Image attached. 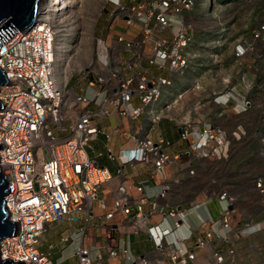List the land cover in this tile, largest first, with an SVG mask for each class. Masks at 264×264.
Masks as SVG:
<instances>
[{
	"label": "built area",
	"instance_id": "obj_1",
	"mask_svg": "<svg viewBox=\"0 0 264 264\" xmlns=\"http://www.w3.org/2000/svg\"><path fill=\"white\" fill-rule=\"evenodd\" d=\"M202 1L111 0L115 5L111 19H122L129 28L136 22L140 24V34L136 38L128 40L124 35L117 38V42L123 43L131 52L126 68L118 65L123 62L118 54L115 67L109 73L81 72L72 89L67 88L69 80L63 85L56 76L58 29L45 14L39 13L37 23L29 31H21L12 25L16 33L5 43L0 38V68L9 83L0 86L3 105L0 108V168L9 187L5 199L9 220L17 227L15 235L0 239L2 260L53 264L47 254L37 248L40 236L51 223L65 221L72 212L92 210L99 188L113 178L109 169L88 153L91 141L99 133L95 114L89 106L98 101L99 93L96 91L90 96L86 92L96 88L110 90L111 96L106 102L123 117L139 120L145 115L146 119L159 123L171 106L168 102L160 106L164 88L171 81L153 74L142 61L148 59L151 65L185 74L191 66L190 48L194 44L191 25L185 16ZM233 57L240 63L241 70L236 81L223 91L208 99H198L202 94L199 80L189 89L198 97L191 108L192 115L179 121L180 137L188 142L184 152L170 155L165 151L170 140L163 136L153 140L143 135L137 138L136 147L129 150L127 162L146 164L154 176L167 164L180 163L189 174L196 175L198 159L229 157L232 138L227 109L230 106L236 115L257 112L264 123V18L236 41ZM248 68H257L259 73L251 77L247 74ZM78 86L81 93H76ZM134 98L141 105L131 108ZM97 114L109 115L104 104L100 105ZM259 154L264 160V140ZM101 155L110 160L116 157L109 147ZM254 184L263 215L259 223L264 224V176L258 175ZM168 189L169 186L163 184L161 196H165ZM205 193L227 202L219 218V224L228 230L227 233H215L210 229V220L204 219L203 234L198 235L193 246L181 250L168 240L174 231L151 226L149 234L161 252L156 264H166L163 256L166 250H169L171 264L194 261L197 249L204 248L214 239L229 243L226 252L229 256L234 255L243 232L253 230L251 220L245 219L242 223L233 219L231 211L237 199L228 190L215 185ZM118 213L133 220L140 219L142 223L158 213L181 220L185 216L180 207L159 209L158 202L150 200L145 186L135 180L119 185L106 218L112 219ZM77 253L79 264H92L88 247L81 245ZM109 253L119 255L113 246L109 247ZM215 256L220 262L226 259L225 253L220 251H216ZM131 264L150 262L145 255H139Z\"/></svg>",
	"mask_w": 264,
	"mask_h": 264
},
{
	"label": "crops",
	"instance_id": "obj_2",
	"mask_svg": "<svg viewBox=\"0 0 264 264\" xmlns=\"http://www.w3.org/2000/svg\"><path fill=\"white\" fill-rule=\"evenodd\" d=\"M110 2L111 0L108 3ZM109 19H111L110 12L106 18L107 26L102 27L99 34L105 36L106 39L109 38L111 45L119 55L123 52L128 58L131 52L125 48L123 43H118L116 40L120 35L126 36L128 40L136 38L140 34V27L137 24L136 29L133 28L134 25L132 28L118 30L115 23H111ZM176 20H179L178 17ZM142 64L148 67L153 74L170 79L171 84L164 88L160 106H163L165 102L170 103L171 106L159 123L146 119L145 115H142L139 120H130L106 102L112 91L96 88L86 92V94L92 93L90 96H93L96 91L99 93L98 101L89 106V110L95 114L94 120L98 125L99 133L96 139L91 141L88 153L102 166L107 167L113 178L99 188L92 210L72 212L65 221L51 223L40 236L37 248L40 252L46 253L53 264H79L77 251L81 245L89 248L92 264H131L132 260L139 255H145L150 264H156L161 252L157 249L156 242L148 231V228L154 225L174 231L168 236V240L174 242L181 250L193 246L198 235L203 234L201 225L204 219L210 220V229L215 233L225 235L228 231L219 224L220 215L227 207V202L219 198H211L205 191L217 184L213 176L220 174L225 165L231 166L230 157L220 160L198 159L196 175L189 174L184 165L180 163L167 164L157 176H154L146 164L136 162L131 165L127 162L129 150L136 147L137 138L143 135L153 140L161 136L170 140V145L165 148L170 155L184 152L188 148V142L180 137L179 121L192 115L191 108L197 102V98H194L195 94L188 91L197 79V75L191 74L190 70L180 75L176 72H169L166 68L151 65L148 59H143ZM77 77L78 75L71 78L68 86L70 84L74 87ZM101 104H104V108L108 110V116L97 114ZM140 105V101L134 98L130 107ZM218 109L222 110V107L219 106ZM233 110L230 106L227 112L234 113L235 110ZM237 125L235 123L228 128L234 149L244 143L243 137L238 139L235 136ZM130 136H135V138ZM107 147L111 148L116 155L114 160L101 155ZM234 157L237 158L239 155ZM133 180L145 186L150 200L157 201L159 209L180 207L184 210L183 220L159 213L148 217L144 223L140 219L133 220L120 213L112 219H107L106 214L112 209L119 185L132 183ZM163 184L169 186L165 196H161ZM149 205L150 203L146 205V209ZM236 205L245 206V203L240 202ZM231 213L235 221L241 217L236 209H233ZM248 217L254 223L253 230L264 225L259 223L262 222V217ZM110 246L118 249L119 255H111ZM229 247V243L223 244L220 240L214 239L204 248L197 249L195 260L188 261L187 264H259L254 257L255 249L249 247L241 249L237 246L235 254L229 256L226 252ZM216 251L225 253L226 259L223 262L216 258ZM168 253L169 250H166L163 256H165L166 264H171Z\"/></svg>",
	"mask_w": 264,
	"mask_h": 264
},
{
	"label": "rangeland",
	"instance_id": "obj_3",
	"mask_svg": "<svg viewBox=\"0 0 264 264\" xmlns=\"http://www.w3.org/2000/svg\"><path fill=\"white\" fill-rule=\"evenodd\" d=\"M41 1L44 3L42 11H47L44 14H49L47 17H50L58 29L56 71L60 70L61 79L65 83L84 71L106 74L115 67L119 53L111 45L109 38L99 34L102 27L107 26L106 18L109 12L115 8L112 2L75 0L78 3L68 7L71 12H64L63 9H53L49 0ZM63 1L61 0L60 7ZM263 18L264 0H203L185 16L186 22L191 25L190 30L194 38V44L190 48L192 62L188 70L197 75L196 81H200L203 93L199 97L193 96L194 98L208 99L236 81L241 65L233 57L234 45L239 38L251 32ZM109 21L115 23L118 30L129 28L122 19ZM137 24L140 27L137 22L132 27L136 29ZM83 54H88V58H83ZM103 54L107 55L106 64L99 59ZM120 55L123 62L118 65L126 68L127 54L122 52ZM246 71L251 77L259 73L257 68H248ZM71 87L73 86L69 84L67 88ZM190 88L193 86L189 87L188 91ZM81 91L78 86L76 93ZM87 94L92 95L90 92ZM227 114L230 116L228 128L237 123L235 136L238 139L243 137L244 143L235 149L233 145L229 153L231 166L225 165L221 173L213 178H216L218 187L228 190L229 194L237 199L236 204L245 203V206H234L241 216L236 222L243 223L245 219H249L248 216H263L257 203L254 182L258 175L264 176V160L259 154L264 140V123L257 112L236 115L235 111H228ZM236 155L239 157H234ZM237 246L241 249H255L254 257L258 260L257 263L264 264V225L255 230L244 231Z\"/></svg>",
	"mask_w": 264,
	"mask_h": 264
},
{
	"label": "water",
	"instance_id": "obj_4",
	"mask_svg": "<svg viewBox=\"0 0 264 264\" xmlns=\"http://www.w3.org/2000/svg\"><path fill=\"white\" fill-rule=\"evenodd\" d=\"M40 2L41 0H0V38L4 43L16 33L12 25L21 31H29L35 26L40 13ZM5 83L9 84L4 70L0 68V86ZM0 108H3L1 101ZM8 189L6 176L0 168V239L11 237L17 231L16 224L9 220L5 200ZM0 264H24V262L0 258Z\"/></svg>",
	"mask_w": 264,
	"mask_h": 264
},
{
	"label": "bare ground",
	"instance_id": "obj_5",
	"mask_svg": "<svg viewBox=\"0 0 264 264\" xmlns=\"http://www.w3.org/2000/svg\"><path fill=\"white\" fill-rule=\"evenodd\" d=\"M49 3H50V5L53 7V9H63V11L64 12H66V10H67V12H71L70 11V8H68V7H71V6H73V5H75L76 3H78V2H76L75 0H64L63 1V5L60 7L59 5H60V3H61V0H49ZM44 3L41 1L40 2V7H39V11H40V14H44V12L42 11V5H43ZM47 12V11H46ZM45 12V13H46ZM46 16V15H45ZM47 16H49V14L47 15ZM50 18V17H49ZM56 55H57V52H56ZM88 54H83L82 56H83V58H88V56H87ZM106 56L107 55H100L99 56V59L104 63V64H106ZM55 59H56V57H55ZM56 70V69H55ZM61 72H60V70H58V71H56V76H57V78H58V80L64 85L65 84V81H63V79H61ZM166 96V95H165Z\"/></svg>",
	"mask_w": 264,
	"mask_h": 264
},
{
	"label": "trees",
	"instance_id": "obj_6",
	"mask_svg": "<svg viewBox=\"0 0 264 264\" xmlns=\"http://www.w3.org/2000/svg\"><path fill=\"white\" fill-rule=\"evenodd\" d=\"M107 5H108V4H107ZM107 5H106V7H107ZM99 23H100V22H99ZM97 26H98V25H97ZM74 77H76V75H74V76L72 77V79H73ZM72 79H71V80H72Z\"/></svg>",
	"mask_w": 264,
	"mask_h": 264
}]
</instances>
